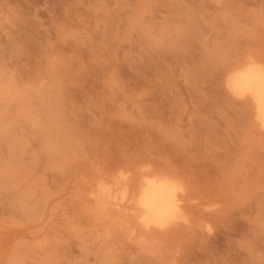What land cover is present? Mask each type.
I'll return each instance as SVG.
<instances>
[{"label":"rangeland","instance_id":"1","mask_svg":"<svg viewBox=\"0 0 264 264\" xmlns=\"http://www.w3.org/2000/svg\"><path fill=\"white\" fill-rule=\"evenodd\" d=\"M248 58L264 0H0V264H264V128L227 87ZM145 174L184 219L140 223Z\"/></svg>","mask_w":264,"mask_h":264},{"label":"bare ground","instance_id":"2","mask_svg":"<svg viewBox=\"0 0 264 264\" xmlns=\"http://www.w3.org/2000/svg\"><path fill=\"white\" fill-rule=\"evenodd\" d=\"M227 87L234 94L249 98L254 121L264 128V65L253 58L237 63L228 75ZM7 130H0V136H10L7 135ZM116 187L112 183L110 185L100 181L95 194L97 204L125 202L129 198L127 190L118 191ZM182 191L180 182L171 176L143 175L130 198L137 209L136 217L145 228H165L184 219Z\"/></svg>","mask_w":264,"mask_h":264}]
</instances>
